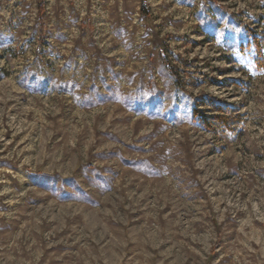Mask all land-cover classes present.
<instances>
[{
	"label": "rangeland",
	"instance_id": "374dc122",
	"mask_svg": "<svg viewBox=\"0 0 264 264\" xmlns=\"http://www.w3.org/2000/svg\"><path fill=\"white\" fill-rule=\"evenodd\" d=\"M42 1L0 0V264H264V0Z\"/></svg>",
	"mask_w": 264,
	"mask_h": 264
},
{
	"label": "trees",
	"instance_id": "16d2710c",
	"mask_svg": "<svg viewBox=\"0 0 264 264\" xmlns=\"http://www.w3.org/2000/svg\"><path fill=\"white\" fill-rule=\"evenodd\" d=\"M43 7H44L43 1L38 0L37 9H38L39 13L43 12ZM247 39H248V42H247V45L245 47H247V49L249 50V53H251L250 58L252 59L255 70H258V71L264 70V58L262 57L263 54L261 52V47L259 46L256 38L253 36H250V34H247ZM250 46H252V47H250ZM238 47H239L240 52H244L243 46L241 44H239ZM208 101H209L208 102L209 105H211L213 107V109L224 111V108L219 106V104H217V102L215 100L208 99ZM211 119H212V116H211ZM213 119H214L213 121H215V122H212V120L209 119L211 121L210 122L207 120V116H202L201 114H198V113H192V120L194 122H196L198 125L204 127L205 129H208V130L213 131L214 123H216L215 125L218 124L221 126H226L228 124L227 118H225L224 116L216 115L213 117Z\"/></svg>",
	"mask_w": 264,
	"mask_h": 264
}]
</instances>
